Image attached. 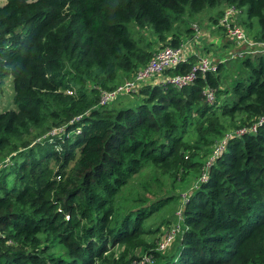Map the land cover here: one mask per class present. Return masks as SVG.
Instances as JSON below:
<instances>
[{
    "label": "trees",
    "instance_id": "trees-1",
    "mask_svg": "<svg viewBox=\"0 0 264 264\" xmlns=\"http://www.w3.org/2000/svg\"><path fill=\"white\" fill-rule=\"evenodd\" d=\"M232 7L264 44V0L0 6V78H13L16 105L0 113V264H139L145 255L153 264H264V123L236 135L264 119V55L244 59L249 73L231 90L221 64L194 85L146 86L98 107L103 91L132 80L158 49L182 47L195 20L215 13L216 25ZM150 170L174 184L196 179L179 243L166 255L149 237L172 218L149 221L178 197L138 183Z\"/></svg>",
    "mask_w": 264,
    "mask_h": 264
},
{
    "label": "built area",
    "instance_id": "built-area-1",
    "mask_svg": "<svg viewBox=\"0 0 264 264\" xmlns=\"http://www.w3.org/2000/svg\"><path fill=\"white\" fill-rule=\"evenodd\" d=\"M240 15L241 12L235 8H227L223 15L218 19L216 25L213 24L216 29L224 30L226 35L236 45V47L240 48L239 52L230 53L229 56L232 58L239 57L246 59L248 57L264 55V44L254 42V40L248 35L246 30L239 24ZM192 28L195 34H197L202 26L200 23H193ZM197 59L196 63L193 64L192 68L188 72L171 76L168 73L174 71V69L178 68L180 65L187 63L189 61V56L186 54L184 46L180 48L165 46L158 49L148 65L141 69L132 80L123 83L112 91H103L100 96L98 107L109 106L124 96L139 94L141 89L146 86L170 83L175 88L182 89L184 87L194 85L200 75L204 77L207 73H216L219 65L223 64L224 61L223 59H219L218 62H214L206 56H200ZM204 96L207 103L211 105L215 103V92L211 88L207 87L204 89ZM263 123L264 119L262 118L257 124L250 128L238 131L236 135L243 136L245 134H254L258 127ZM65 131V128H61L54 131L52 134L63 135ZM226 141H223L214 150L211 159L212 163L223 152ZM206 178L207 177L204 176L201 181H205ZM179 219L182 224L173 226L171 231L168 230L170 233L164 235L158 242L159 252H168L173 247L177 236L182 233L185 226L184 219L181 214ZM153 263L154 261L151 256H144L139 264Z\"/></svg>",
    "mask_w": 264,
    "mask_h": 264
},
{
    "label": "rangeland",
    "instance_id": "rangeland-1",
    "mask_svg": "<svg viewBox=\"0 0 264 264\" xmlns=\"http://www.w3.org/2000/svg\"><path fill=\"white\" fill-rule=\"evenodd\" d=\"M216 15L217 14L213 13L207 17H203L195 21H198L201 24V26L206 28V23H211L210 20L211 17H215ZM129 28L130 31L137 38L136 35L137 29L135 25L130 24ZM223 58H224L223 64L225 66V70L222 72V76L224 78L223 79L224 89L231 90L230 85L232 84V82L238 78L244 79L247 76V72L249 73V69L244 67L243 58H239V57L232 58L230 56H226ZM10 110H16L15 91L13 85V78L11 76L0 78V113ZM154 176L159 177L158 174H155L151 170L144 172L140 175V177L137 178L138 183L149 181L150 183H152L154 187H158L159 185H161V188L166 190L168 194L178 197L171 207L164 209V212L162 214L153 216V218L149 221V225H153L154 223H156L155 225L158 226V225H162L165 219L172 218L169 227H166L167 225H163L162 228L163 227L164 228L159 233L153 234L149 237L150 241H152L155 244L157 243V241L159 242L164 235H166L167 233L169 234L170 232H168V230L171 231L173 226L177 224H182L179 219V216L181 214L184 219L183 211H184V205L186 203V196L189 194L190 190L195 189L196 185L194 183L196 179L190 176L185 180V182H177L176 184H174L172 180L166 181V179L159 177L160 180V184H159L153 181ZM180 235L181 234L177 236L173 244V247L168 252L161 253L158 251V247H157V251L162 255L170 254L172 251H174L175 247L178 245ZM145 256H149V255H145Z\"/></svg>",
    "mask_w": 264,
    "mask_h": 264
},
{
    "label": "crops",
    "instance_id": "crops-1",
    "mask_svg": "<svg viewBox=\"0 0 264 264\" xmlns=\"http://www.w3.org/2000/svg\"><path fill=\"white\" fill-rule=\"evenodd\" d=\"M0 2V6H4L7 0H0ZM183 46L189 59L206 56L214 62L224 59L223 57L229 56L230 53L240 51V48L236 47L225 31L216 29L213 23H206V28L202 26L197 34L193 33L190 38L185 40Z\"/></svg>",
    "mask_w": 264,
    "mask_h": 264
}]
</instances>
